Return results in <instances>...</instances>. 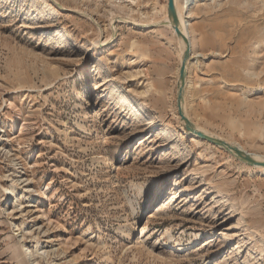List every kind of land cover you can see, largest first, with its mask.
Returning <instances> with one entry per match:
<instances>
[{
	"label": "rangeland",
	"instance_id": "rangeland-1",
	"mask_svg": "<svg viewBox=\"0 0 264 264\" xmlns=\"http://www.w3.org/2000/svg\"><path fill=\"white\" fill-rule=\"evenodd\" d=\"M189 4L184 109L264 157V0ZM166 16L0 0V264H264V171L189 135Z\"/></svg>",
	"mask_w": 264,
	"mask_h": 264
},
{
	"label": "water",
	"instance_id": "water-1",
	"mask_svg": "<svg viewBox=\"0 0 264 264\" xmlns=\"http://www.w3.org/2000/svg\"><path fill=\"white\" fill-rule=\"evenodd\" d=\"M167 15L172 20L173 29L176 35L182 38L185 43V50L182 55V60H181L180 68H179V76H178L179 83H178V88H177V99H176L178 115L184 121L185 128L189 132L197 135L198 137L202 138L203 140L209 143H212L214 145H218L221 147H225L227 149H232L235 153L236 158L245 162L248 165L264 167V162L256 161L248 153H245L236 147H232L231 145H229L228 143H226L225 141L221 139L205 135L201 131L196 130L191 120L186 116L183 110V103H184V91H185L186 78H187V64L191 57V43L189 39L181 32L179 28V19L177 16L175 0H167Z\"/></svg>",
	"mask_w": 264,
	"mask_h": 264
},
{
	"label": "bare ground",
	"instance_id": "bare-ground-1",
	"mask_svg": "<svg viewBox=\"0 0 264 264\" xmlns=\"http://www.w3.org/2000/svg\"><path fill=\"white\" fill-rule=\"evenodd\" d=\"M190 1H191V0H184V4H185V6L190 7V4H189ZM177 2H178V0H175V6H176V10H177V16H178V19H179V28H180L181 32H182V33H183V34L189 39V41H190V43H191V46H192V41H191V38H190V35H189V31H188V26H189V24H188V22H187L185 16H184V15L180 12V10L178 9ZM166 17H167V16H166ZM166 23H168V25L173 29L172 20H171L169 17L166 18ZM173 31H174V29H173ZM174 33H175V31H174ZM175 34H176V33H175ZM176 37H177L178 47H179V66H178V69H177V73H178V76H179V68H180V64H181V60H182V55H183L184 50H185V43H184V41H183L182 38L178 37L177 35H176ZM188 63H189V62H188ZM187 65H188V64H187ZM177 83H179V82H178V77H177ZM176 108H177V103H176ZM183 110H184L186 116L188 117V115H187V113H186V111H185V109H184V106H183ZM179 117H180V116H179ZM188 118H189V117H188ZM180 119H181V117H180ZM181 121L184 123V121H183L182 119H181ZM192 123H193V125H194V127H195L196 130L201 131V132L204 133L205 135H208V136H211V137H214V138L221 139V140L225 141L226 143H228L229 145H231L232 147H236V148L242 150L243 152L248 153V154H249L253 159H255L256 161H262V162H264V157H260V156H258V155H255V154H252V153L246 152V151L242 148L241 145H238V144H235V143H233V142H230V141H228V140H226V139H223V138H221L220 136H217V135H215V134H213V133L208 132L207 130H205L204 128L198 126V125L195 124L194 122H192ZM184 126H185V123H184ZM188 133H189V135H191V136H193V137H195V138H197V139L203 140L202 138L198 137L197 135H195V134H193V133H191V132H189V131H188ZM204 141H205V140H204ZM208 143H209V142H208ZM216 146H217V147H220V148H222V149H224V150L227 151L230 155H232L233 157L236 158L235 153H234V151H233L232 149H227V148H225V147H221V146H218V145H216ZM244 163H245V162H244ZM250 166L253 167V168H255V169H258V170H260V171H264V167H259V166H254V165H250ZM7 192H9V194L13 195V197L17 198V194H16V192H15V190H14V187H12V185H11V188H10L9 190L7 189ZM22 240H23V239H22ZM20 242H21V241H20ZM22 245H23V243H22ZM23 250H24L25 256H27V257L31 260L30 264H33L34 262H33V260H32V255H33L32 252H31V251L29 250V248H27L25 245H23ZM29 259H28V260H29Z\"/></svg>",
	"mask_w": 264,
	"mask_h": 264
}]
</instances>
